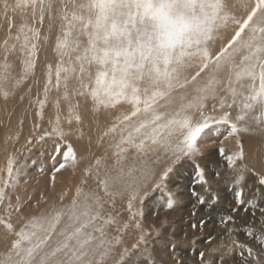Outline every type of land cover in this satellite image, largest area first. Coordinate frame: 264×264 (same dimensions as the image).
<instances>
[{"label":"snow or ice","instance_id":"obj_1","mask_svg":"<svg viewBox=\"0 0 264 264\" xmlns=\"http://www.w3.org/2000/svg\"><path fill=\"white\" fill-rule=\"evenodd\" d=\"M0 19V98L51 42L25 143L50 147L53 190L79 174L25 215L20 131L5 136L0 264H264V0H0ZM86 120L98 152L74 143Z\"/></svg>","mask_w":264,"mask_h":264},{"label":"bare ground","instance_id":"obj_2","mask_svg":"<svg viewBox=\"0 0 264 264\" xmlns=\"http://www.w3.org/2000/svg\"><path fill=\"white\" fill-rule=\"evenodd\" d=\"M19 22H20V17L17 16L16 17V23L18 24ZM46 24H47V21H46ZM0 25H3V26H0V40H2L3 37H4V35H5V30H6V24H4V22H3L2 19H0ZM53 41H54V36H53ZM51 47H52V43L51 42L48 45H45L44 46L43 50L41 51V53L39 55V60H38V63H37V68L35 70V77L34 78H30L26 82V84L22 87V89L20 90V92H18V94L15 96L16 99L14 101V104L18 108V112H16L15 117H12L11 119H9L10 121H9V123L7 125H8V127L14 128L13 126L16 123L15 121L16 120L18 121L21 118H23V121H24L23 127H24V129H23V132H22L21 140H20V144L21 145L26 144L25 141L28 138L29 134H33V124L38 121V118L35 116V110H36L35 105L34 104H32L31 106L29 105V95L27 94L26 89H27V86L29 84H32L33 85L31 96H32V98H34L35 95H36V92H37V86L34 85L33 79H39L41 81V85H42L43 78H44V72H45V64H46V62L52 61L54 59L53 53L51 51ZM10 59L13 60L15 62V64H16L15 72L17 74L20 73L22 71V66L19 63V60L15 56L14 57H10ZM21 93H23L25 95V99L23 101H21L19 99V95ZM53 95H55V93H53ZM52 113H53V109H52L51 105H49L45 109V120L43 122H41L42 123V127H47L48 126L47 125V119L52 115ZM9 118H10V116H9ZM91 119L92 118L89 117V120H91ZM99 120H100V126L103 127V125L105 123L104 116L101 115L100 118H99ZM15 128H16V126H15ZM17 128H19V127H17ZM17 128L15 130H17ZM90 128L93 129L91 131V133H90L91 136H92L93 143H92L91 148L89 149V147H88V140H87V134H89V129ZM85 133H86V137H85L84 141L79 142V143H77V142L74 141V143H76V147L82 153H85V154H89L90 152H98V151H100L99 149L96 148V145H95V139H96V136L98 135V130H96L95 124H89V121L86 120ZM50 143L51 142H49V144ZM43 147L45 149V150H43L44 152H47V151L50 152L51 151V149H50L49 146H43ZM12 151H14V150H12ZM38 164L36 166H38ZM51 165H52V161L49 160L46 163L42 164L40 167L35 168L33 174H32V171L31 170H30V172H31L30 173L28 171V169L25 168L24 170L26 172L28 171L29 174H32V175L36 174L37 175V178L39 179L37 181V183H42V185H43L42 186V185L36 184V182L34 183V182L30 181V179H28V178L25 179V176L26 177L28 176V175H25V176H23L24 178H22V180H24V183L26 182L25 185H24L25 189H27V190L28 189L29 190L31 189V191H32L33 188H36V189L39 188L38 190H40L41 192L46 191L47 195L45 193V196L48 197V195H50L49 199H51L55 193H58V192H60L61 190L65 189V188L72 187L73 182H71L70 180H68L66 178H63L64 177L63 175H65V173H64V171H61L56 176L55 189L53 190L52 185H51ZM62 173H63V175H62ZM32 175H29V178ZM31 178H33V177H31ZM59 178L60 179L62 178V179L60 180ZM74 179H75V177L73 178V180ZM77 179H79V177ZM47 182L50 183L49 187L47 186ZM74 182H75V180H74ZM20 185H22V184H20ZM21 188H22V186L20 187V190H21ZM22 190H23V188H22ZM29 190L27 192H29ZM30 193L32 194V192H30ZM43 195H44V193H43ZM21 197L23 198V196H21ZM34 197L35 196H32V199L34 201H36ZM25 198H26V196H25ZM26 199L28 200V198H26ZM30 202H32V200ZM173 215H177V214L174 213Z\"/></svg>","mask_w":264,"mask_h":264},{"label":"rangeland","instance_id":"obj_3","mask_svg":"<svg viewBox=\"0 0 264 264\" xmlns=\"http://www.w3.org/2000/svg\"><path fill=\"white\" fill-rule=\"evenodd\" d=\"M15 99H16L15 97H13V98L11 97L7 101H4V100H2V98H0V163H3L5 155H6L5 151H4V148H5V144H4L5 136L7 134H14L17 131H20L21 133H20L19 141H17L16 143L9 142L8 145H7V148H8L9 151L19 150L17 152V156H18L19 161L22 162L21 164L23 165L24 169L25 168L28 169L29 172L31 170L32 174H33L35 168L40 167L42 164H44L47 161H49V159H47V157H48V155L50 154L51 151L50 152L49 151L44 152L43 150H45V149H44L43 146L33 147L32 150L29 151L28 150V146L26 144L21 145L20 144V140H21V136H22V132H23L24 127L21 130L20 125H19V121L20 120L17 121L15 119L16 123L13 126L14 128L8 127L7 124L10 121L9 119H11L12 117H15L16 112H18V108L14 104ZM9 116H10V118H9ZM15 126H16V128L17 127H19V128H17V130H15L16 129ZM29 135H31V134H29ZM37 164H38V166H36ZM28 171L26 173H28ZM62 171H64V173H65V175H63V173H62V175L64 176L63 178H66V179L70 180L71 182H73L72 185L77 183V181H78L77 178L79 177V175L76 177V176H73L72 173L70 171H68V170H62ZM190 173H191V169L190 168L185 170L183 176L181 177V185H183L184 183H187V180H185L184 177L185 176H189ZM32 174L28 173L27 174L28 176L27 177L25 176V179L28 178V179H30V181H32L34 183L36 182V184L42 185V183H37V181L39 180L37 178V175L36 174L32 175ZM29 175H32L31 177H33V178H31V177L29 178ZM74 177H75V179H74L75 182L73 180ZM22 178H24V177H22ZM20 184H22V185H20V187L22 186V188L24 190L25 189L24 180L21 179V183ZM49 185H50V183L47 182V186L48 187H49ZM20 187L18 188V192L20 193L21 196H23L22 199L25 200V201H28L26 198L31 197V200H32V202H30L31 200L29 201V206L24 210V214L25 215L30 214L32 212L38 211V207H45L46 206L44 202H40L39 205L37 206V202L40 201L41 194L44 193V195H45L46 191L41 192L40 190H38L39 188H37V189L33 188L32 191H31V189L30 190L28 189L29 192H27L28 191L27 189H25L23 191L22 188L20 190ZM30 192H32V194ZM46 195H47V193H46ZM25 196H26V198H25ZM32 196H35L34 198H35L36 201H34L32 199ZM49 197H50V195H48V198ZM180 200L182 202L183 207L178 209L177 212H175L177 215H173L174 213H172L171 215H173L172 217H174L177 220L178 227L186 228L185 224H181L180 223V218H181V216H183V218L185 220L187 219V211H188V207H189L187 195L186 194L181 195L180 196ZM126 242L130 244L132 242V238L131 237H126Z\"/></svg>","mask_w":264,"mask_h":264}]
</instances>
